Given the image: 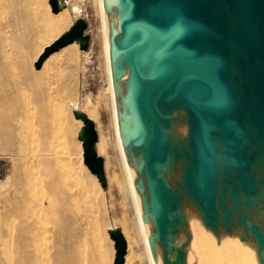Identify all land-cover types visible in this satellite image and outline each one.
<instances>
[{"label": "rangeland", "instance_id": "obj_1", "mask_svg": "<svg viewBox=\"0 0 264 264\" xmlns=\"http://www.w3.org/2000/svg\"><path fill=\"white\" fill-rule=\"evenodd\" d=\"M67 1L79 5L81 11L77 16L87 23L85 33L90 36L86 49L88 53H81L76 60H70L68 55H60L57 53L59 50H56L49 54H55L49 64L42 66L43 61L41 66L36 68L34 63L52 43L45 45L52 35V32L47 30L49 16L53 14L51 8L47 9L48 0H0V133L4 137L0 136V156L4 167L0 182L7 176L10 177L9 182L0 188V264L15 260L19 250L16 244L18 231L25 227L26 222H32L36 227L38 264H113L115 249L113 245L111 247L108 244L105 232L108 234V230L114 226L124 231L123 235L127 241L126 264H148L117 149L106 90L107 75L97 3L96 0ZM130 2L137 15H144V21L149 19L151 13H155L157 19L165 15L168 19L166 27L170 25L171 19H175L177 14L190 6V0H149L138 13L133 7V2L134 5H137V2ZM248 2L257 41L244 39L239 33L241 26H236L238 18L231 15L230 18L235 19L232 44L235 45L234 57L238 51L245 54L246 46L253 51L255 57H252L249 63L246 62L245 76L240 72L241 59L237 57L230 72L236 73L239 80L244 77L249 89H252L254 94L257 93V101L253 102L250 97L244 117L259 121L258 128L263 130L259 132L264 136V93H261L262 87L259 85V82L264 85V35L262 36L261 27L256 22V14L264 17V0ZM108 24L110 34H121L115 21L109 19ZM182 29L183 25L179 26L176 32L178 38L171 39L169 34L166 35L168 42L178 48L185 46L187 41L180 33ZM258 54H261L260 61H256ZM229 62L231 64L232 61ZM143 78L145 81L144 73ZM231 85L236 88L235 96L238 97L241 94L238 82ZM87 99L97 106V115L93 121L98 141L105 145L104 151L98 152L104 159L107 179L106 187L103 188L99 183L102 200L100 197L96 200L93 196L96 189L82 169L83 150L81 146L80 160L75 145L78 132L76 135L73 132L75 124L72 122V107L76 105V109H79ZM250 122L246 123V129L250 131L249 135L253 136L248 126ZM12 129L21 131V135L11 136ZM247 141L248 145L245 144L250 148L256 146L255 144H263L259 138L256 143L253 139ZM186 172L187 170L185 177ZM253 175L256 186L251 188V194L247 188L242 191L237 179L239 186L234 187V198L230 191L226 190V186L220 185L225 199L223 204L217 202L219 219L218 222H213L219 224L218 229L221 232L219 235L216 231L214 233L217 244L221 245L223 236L237 235L240 231L241 235H237L236 242H246L254 246L258 264H264V173L258 175L255 172ZM166 190L172 195L175 193L173 187H166ZM243 192L244 197L240 195ZM122 206H125L123 215ZM176 206L177 200L169 211L172 227L163 242L162 264L168 260L169 239L180 229L186 232H183L186 235L183 245H186L189 252L187 246L191 235L188 233L184 216L175 211ZM226 211L230 213L228 222L224 221ZM256 211L261 214L257 215ZM180 221L183 227L178 228ZM252 226L260 232L262 239L255 237ZM181 253L187 263L185 250L181 249ZM190 255L192 264H248L235 255L233 248L215 254L206 247H199L196 251L190 248Z\"/></svg>", "mask_w": 264, "mask_h": 264}, {"label": "bare ground", "instance_id": "obj_2", "mask_svg": "<svg viewBox=\"0 0 264 264\" xmlns=\"http://www.w3.org/2000/svg\"><path fill=\"white\" fill-rule=\"evenodd\" d=\"M60 3L61 5H63L60 11H58L57 13H53L52 15L50 14L51 16H49V21L47 24L48 26H46L47 30H50L52 32V35L47 40L45 45L53 42L55 39H57V37L65 32L71 26L73 21L79 16L78 13L81 11L79 5L75 2H72L70 4L65 0H60ZM96 3L99 10L101 22L100 29L102 36V53L107 75L106 90L108 91L109 95L114 132L117 138V149L123 167L125 186L134 211L136 223L141 235L143 248L147 257L148 264H162L163 257L162 246H164V243L162 242V240L158 239L159 227L156 221L157 218L155 217V212L158 211L161 216L160 220L165 221L164 214L165 212L171 210L170 206L174 204L175 200H177L175 211L181 213V215L184 216L187 223L186 227L189 231L188 233H190L191 235V241L189 240L190 242L187 246V249L189 247L188 252V250H186V245L185 247L183 245L186 235L185 233H183L184 231L180 229L179 232L168 241V260L166 263L163 262L164 264H181L182 254H180L178 251L179 247L185 250V260L187 258V264H192L190 248H194L196 251V249H198L199 247H206L212 254L223 251L224 249L228 251L229 249L231 250L233 248V251L235 255H237V257L243 259L248 264H258L255 257L256 252L254 246L246 242H236V239L238 237L237 235H241L240 231H238L237 235L223 236L222 244H217V238L214 231L209 225L205 223L203 218V210L199 208V203L186 184L185 171L193 165V161L186 160L184 158L181 146L191 151V145L189 144L191 135L189 111L186 107L180 104H176L174 107H172L171 111L168 110L169 107L167 108L166 105H164L160 90L158 88V80L156 76L158 66L154 58L155 56H153V53L151 51L148 34L143 25V27L139 28L138 30V24L136 23V16L138 15L132 9L130 0H96ZM47 9L50 10L49 5H47ZM263 11L264 10H262V12ZM235 15L238 18L237 22L240 23L242 28L241 32H239L240 35H242L244 39L247 38L251 42L257 41V39L255 38L256 31L254 29L252 11L248 0H236ZM256 15L258 16L256 17V22L259 23L263 36L264 17L258 14ZM163 17L166 18L165 15H161L158 20H161ZM109 19L116 22V24L119 26L118 28H120L121 30V34L119 32H113L112 34H110L108 24ZM233 20L234 19H231V30L234 31L235 24ZM167 24L168 19L165 23V27L167 26ZM137 31L141 34V37L144 40H142L140 36H138ZM169 45L173 48L181 49L173 43H169ZM137 47L139 48V50L141 49L143 57L140 56ZM83 51L85 50H81L77 42H72L60 48L57 53H59L60 55H68V58L70 60H76L78 56L83 53ZM192 55L193 54L188 55L190 59H192ZM54 57V53L49 55L44 60L42 66L49 64ZM118 57L120 58V60H117ZM256 58L259 59H256V61H260L261 57L257 55ZM140 69H142V75L143 73L145 74V82L149 84L150 87H152L154 98L159 103L161 109L165 111L169 123V126L166 129L167 140L171 144L178 146L179 152L181 153L180 156L174 160V162L171 159L166 158L164 161H153L151 166H148L147 164L148 155L145 143L146 136L153 135V118L147 115L148 117L144 119L143 124L141 125L142 129L139 130L140 124L137 120L138 115L136 104L133 99L132 93V82L133 80L135 81V79L139 76ZM259 85L262 87L260 89L262 91L261 93H264V85H261L260 82ZM249 90L248 91L250 92V97L252 98L253 102L257 101V93L254 94L252 89ZM260 101L263 100L260 99ZM93 104L91 100H88L82 107L79 108L81 111L85 112L86 115L92 120H94L97 115V106ZM76 108L77 106L74 105L72 107V110ZM72 122L75 124V129L73 132L76 135L80 127L82 126V121L80 119L73 118ZM248 126L253 133V137L255 139L259 138L263 142V144L261 146H258V144H255L256 146H252L253 148L257 149V154L255 155V161L250 166L251 170L247 171V174L253 175L255 172H257L258 175H261L264 173V137L258 134L257 127L253 122H250ZM180 134L184 136L182 143L179 142ZM12 135L20 136L21 131L12 129L11 136ZM0 136L4 138L2 134ZM97 142L98 143H96V150H98L97 152L100 153V151H104L105 145L101 141ZM178 143H180L181 145H179ZM215 144L217 150L221 152L223 144L220 138H216ZM75 145L78 149L79 158L81 160V141L77 139ZM82 169L88 175L93 185L95 186L96 193L93 194V196L96 200L98 199V197H100V199L102 200L103 194L99 187V181L97 177L89 171L85 164L82 165ZM149 172L152 174L157 184L155 186L156 191L154 193V196L151 190V181L148 176ZM9 179L10 177L7 176L5 180L1 181L0 188L4 187L9 182ZM161 182L164 183L166 187H173L175 189V193L172 195L170 203L167 201V194L163 193L164 190ZM240 195L244 197V192ZM260 212L256 211V214L260 215L262 213ZM35 228L36 227L32 222H26L25 227L23 229L20 228L17 235L18 242L16 243L18 244L19 250L14 258L15 260L13 259L14 261H10L9 263L5 264H38V246L36 245L37 231ZM105 233L108 244L112 247L113 240L108 237L107 231ZM17 237L15 238V240L17 239ZM111 255H113V249L111 251ZM125 256L124 264H126Z\"/></svg>", "mask_w": 264, "mask_h": 264}, {"label": "crops", "instance_id": "obj_3", "mask_svg": "<svg viewBox=\"0 0 264 264\" xmlns=\"http://www.w3.org/2000/svg\"><path fill=\"white\" fill-rule=\"evenodd\" d=\"M134 1L137 5L133 2V7L138 13L144 9V3H149V0ZM235 5L236 0H190V6L177 14L175 19H171L168 27H165L167 19L163 17L158 20L155 13H151L147 21H144L142 14L136 16L138 30L142 25L146 29L151 51L155 56L158 66L156 73L158 88L164 105L171 111L172 107L180 104L189 111L191 151L181 146L184 158L193 161V165L186 172V184L203 210L205 223L218 234L219 224H214L213 220L218 222L217 202L220 203L222 200L224 203L225 199V195L221 193L222 187L219 188L220 185L226 186L232 197L236 196L234 190L236 185H240L242 191L247 188L249 194H251L250 187L254 189L256 186L252 177L254 175H248L247 171L251 170L250 166L255 161L257 149L246 146L247 140L253 139L256 143V139L249 135L250 131L246 129V123L253 122L259 135V131L262 130L261 127L258 128L259 121L244 117L245 107L250 104L249 87L245 78L239 80L236 73L230 72L235 66L237 57L241 59L240 72L244 76L246 62L249 63V60L255 57L248 46L245 47V54L238 51L237 56L234 57L235 45L232 44L234 31L231 30L230 16L235 15ZM181 25L183 29L180 33L186 37V44L181 49L173 48L169 45L166 35L169 34L171 39L178 38L176 32ZM237 25L241 26L239 22ZM137 34L144 40L138 31ZM194 44L195 48H193ZM137 50L143 57L141 49L137 47ZM85 51L83 53L87 54L88 51ZM189 52L193 53L192 59L188 56ZM258 55L261 57V54ZM235 82H238L241 91L238 97L235 96L236 88L231 85ZM132 93L140 124L139 130L142 129L141 125L145 118L148 116L153 118V135L146 136L145 143L148 166H151L155 160L164 161L166 158L174 162L181 153L178 146L167 140L166 129L169 123L165 111L154 98L152 87L144 81L142 69L132 82ZM216 138L222 141L221 152L215 147ZM183 139L184 136L180 134L179 142L182 143ZM180 143L178 144L181 145ZM148 176L154 196L157 184L150 172ZM161 184L163 193L167 194V201L170 203L172 194L166 190L164 183ZM128 210L132 214L129 206ZM124 212L125 206H122V215ZM155 217L159 227L158 239L164 242L165 236L172 227L169 211L164 214L165 221L160 220L158 211L155 212ZM180 225L183 227L181 221L177 227L179 228ZM122 232L124 234V231ZM181 249L183 248H178L179 253L182 254L181 264H187Z\"/></svg>", "mask_w": 264, "mask_h": 264}, {"label": "water", "instance_id": "obj_4", "mask_svg": "<svg viewBox=\"0 0 264 264\" xmlns=\"http://www.w3.org/2000/svg\"><path fill=\"white\" fill-rule=\"evenodd\" d=\"M48 3L52 13H57L63 6L61 5L60 0H48ZM86 28V21L82 17H77L65 32H63L59 37H57V39L45 48L44 52L34 63V66L39 68L50 53L59 50L63 46L72 42H77L81 50H86L89 46L90 40L89 34L85 33ZM73 115L74 118L82 121V126L78 131L77 138L81 141L83 162L89 171L97 177L100 185L104 188L106 187L107 179L104 171V159L96 150L98 134L95 123L80 109H74ZM220 203L223 204L222 200ZM229 214L230 213L228 211L224 213L225 222H228ZM252 231L257 239H262V235L255 226H252ZM108 235L110 239L113 240V247L115 249L113 264H124L127 243L121 229L119 227H113L108 230Z\"/></svg>", "mask_w": 264, "mask_h": 264}, {"label": "built area", "instance_id": "obj_5", "mask_svg": "<svg viewBox=\"0 0 264 264\" xmlns=\"http://www.w3.org/2000/svg\"><path fill=\"white\" fill-rule=\"evenodd\" d=\"M4 175L3 159L0 156V178Z\"/></svg>", "mask_w": 264, "mask_h": 264}]
</instances>
